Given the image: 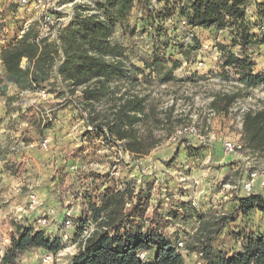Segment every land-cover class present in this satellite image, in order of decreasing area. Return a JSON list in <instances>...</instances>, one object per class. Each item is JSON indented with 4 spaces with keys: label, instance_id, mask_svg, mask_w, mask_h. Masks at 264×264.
I'll return each instance as SVG.
<instances>
[{
    "label": "rangeland",
    "instance_id": "obj_1",
    "mask_svg": "<svg viewBox=\"0 0 264 264\" xmlns=\"http://www.w3.org/2000/svg\"><path fill=\"white\" fill-rule=\"evenodd\" d=\"M185 3L186 0L145 1L144 11H132L128 23L117 26L113 39L128 48L129 72L127 79L113 84L117 87L115 98L97 105L94 124L88 121L89 110L68 104L70 97L59 96L52 84L20 91L0 69V264L19 228L31 226L41 230L35 215L53 209V235L57 236L65 208L73 209L75 223L81 225L87 208L94 215L90 202L98 203V193L104 186L120 188L128 181L135 185L136 191L144 190L142 197L150 203L147 217H164L171 238L178 230L183 232L173 242L183 241L181 253L185 263L203 264L197 253L185 250L186 242L200 227L199 215L204 216L203 221L214 223L216 217L229 215L235 208V199L244 196L239 189L242 168L228 174L230 165L240 160L226 155L223 149L226 139H236L241 133L237 122L239 111L223 115L210 107L216 95L234 93L239 86L236 73H225L219 44L235 53L238 49L232 48L228 29L189 26L180 15ZM257 3L248 2L247 15L251 21L263 24ZM251 7L256 9L254 14ZM12 12H0V51L16 42L23 27ZM260 24H255L254 33L264 39L261 30L264 25ZM256 52L264 58V47ZM154 53L166 61L168 68H173L169 80H164V74H150L151 69L142 62ZM133 66L143 73H137ZM125 92L140 93L145 97L147 112L151 108L150 117L137 128L143 137L148 138L151 132L159 142L146 155L132 154L122 142L100 133L101 129L107 130L102 119L116 103L115 99ZM243 94L237 101L261 105L259 97H264V87ZM182 126H194L198 137L186 135L173 140ZM44 139H49L47 149L41 146ZM256 158L260 167L264 153H258ZM224 181H229L232 187L224 188ZM31 194L40 198L35 213L28 210ZM245 231L264 234V215L259 211L246 217L237 215L236 221L226 224L215 238L214 248L228 256L239 253L243 238L238 235ZM46 251L28 249L18 253L15 262L45 264ZM75 255L62 257L58 264H68L66 260Z\"/></svg>",
    "mask_w": 264,
    "mask_h": 264
},
{
    "label": "trees",
    "instance_id": "obj_2",
    "mask_svg": "<svg viewBox=\"0 0 264 264\" xmlns=\"http://www.w3.org/2000/svg\"><path fill=\"white\" fill-rule=\"evenodd\" d=\"M249 1L186 0L180 11L192 28L228 29L232 48L238 49L235 53L231 48L219 44L225 73H236L239 86L234 93H219L215 96L210 107L217 114H229L244 92L264 87V73L256 71L252 59V52L264 44V39H259L254 33L255 24L260 23L249 19ZM135 2L104 0L95 14L75 11L74 20L58 34L59 44L46 37L39 46L35 42L36 28L29 29L21 39L1 49L0 59L6 69V80L20 91L52 84L59 96L70 97L68 104L82 107L83 111L89 110L88 121L94 124L97 105L107 98L113 100L117 89L113 84L127 79L128 48L113 37L117 26L128 23ZM257 7L263 18L264 3H257ZM24 59L26 65L23 68ZM142 62L151 69L150 74H164V80L173 76V68H168L166 61L156 53L148 61ZM133 69L143 73L138 67L133 66ZM115 100L116 103L102 119V125L107 130L101 129L100 133L122 142L125 150L132 154L146 155L159 142L151 132L146 138L137 129L151 114V108L147 112L145 97L140 93L125 92ZM242 119V141L252 151L264 153V107L245 111ZM143 193L142 188L136 191L135 185L130 182L123 190L105 188L99 192V206L94 201L90 202L97 229L73 256L71 264H144L138 258L140 251H148L150 264H186L181 251L176 249L177 243L172 242L165 232L168 226L164 217L146 216L150 203L142 197ZM235 202L233 211L229 215L216 217L214 223L203 221L204 216L199 215L200 227L186 242L185 250L197 253L203 264H264V234L245 231L238 235L243 238L242 251L233 256L213 246L225 225L235 222L237 215L246 217L254 211L264 215L262 196L237 197ZM32 248L57 251L60 243L31 226L21 227L18 235L12 238L10 251L2 263L16 264L17 254ZM154 248L155 255L152 253Z\"/></svg>",
    "mask_w": 264,
    "mask_h": 264
},
{
    "label": "built area",
    "instance_id": "obj_3",
    "mask_svg": "<svg viewBox=\"0 0 264 264\" xmlns=\"http://www.w3.org/2000/svg\"><path fill=\"white\" fill-rule=\"evenodd\" d=\"M104 0H0V12L13 11L12 14H16V20H19L23 27L19 31V35L16 41L21 39L23 35L31 28H36L37 36L35 42L41 46L44 38L50 37L59 44L58 34L61 30L67 28L69 24L74 20L75 11H84L85 14L92 15L99 11V4ZM145 0H136L135 6L132 11H144L142 5ZM255 22V21H254ZM188 24V23H187ZM264 31V26L261 27ZM5 44V40L2 41ZM26 65V59L22 61V67ZM203 64H200L202 66ZM264 95V94H263ZM261 99V105L255 103H245V105L236 101L232 111H239L237 119L240 125L241 132L243 128L242 114L248 110H259L264 107V97ZM254 100L250 99V102ZM253 104V105H252ZM44 117V114H41ZM89 127V125H88ZM90 128V127H89ZM190 136L197 138L198 134L194 126H182L178 129L173 137V140L181 138L183 136ZM49 139H44L41 143L43 148H48ZM224 153L228 156H236L240 160L242 165L243 175L239 183V189L244 193V197L258 195L264 197V161L259 167L256 155L257 152L247 148L241 139V133L236 139H226L223 143ZM129 152V151H128ZM239 162V161H238ZM129 182V181H128ZM127 183L119 188L123 190L126 188ZM224 188H231L229 181L222 183ZM238 188V186H236ZM106 186H104V189ZM99 206V203H97ZM40 206V198L36 194L29 195L28 210L35 213ZM63 220L61 221V229L57 236L53 235L54 223H52L51 216L54 215L53 209H49L47 213L36 216V224L41 229L40 231L50 239L58 241L60 248L57 251H46L43 256V262L45 264H58L62 257L66 255H74L79 252L81 247L85 244L86 240L97 229V222L94 216L86 209V214L82 216L81 225L75 223L74 211L71 208H65L62 211ZM184 248L183 241H179L176 245L177 251H181ZM138 258L144 264H150L148 251H140Z\"/></svg>",
    "mask_w": 264,
    "mask_h": 264
},
{
    "label": "crops",
    "instance_id": "obj_4",
    "mask_svg": "<svg viewBox=\"0 0 264 264\" xmlns=\"http://www.w3.org/2000/svg\"><path fill=\"white\" fill-rule=\"evenodd\" d=\"M254 3H257L256 0H254ZM255 7H256V6H255ZM255 7H251V8H250L252 14H254V13L256 12V11H255V10H256ZM252 16H253V15H251L250 17L252 18ZM258 38H259V37H258ZM259 39H260V38H259ZM263 47H264V44H262L257 50H259V49L261 50ZM0 53H1V51H0ZM252 59L254 60V62H255V64H256V71H257V72L263 71V73H264V58H262V56H258V53L256 52V50L252 52ZM0 69H2L4 75H6V69H5L4 64H3V62L1 61V59H0ZM189 160H191V159H189ZM196 160H201V158H198V159H196ZM231 163H232V162H231ZM231 163H230V164H231ZM238 168H239V169L242 168L241 163H240V162H233L232 165H230V167H229L228 174H233V172H234L235 170H238ZM243 197H244V196H243ZM235 203H236V202H235ZM193 231H195V230H193ZM165 232H166L167 234L170 233V230H169L168 227L166 228ZM182 234H183V232H182L181 230H178V233H176L175 236H174L173 238H171V236H169V237H170V240L173 242V239L181 237ZM191 234H192V233H191ZM152 253L155 255V253H156V249H155V248H154V250H152ZM72 258H73V257H72ZM72 258L69 259V260H66V262H67L68 264H71ZM60 261H61V260H60Z\"/></svg>",
    "mask_w": 264,
    "mask_h": 264
}]
</instances>
